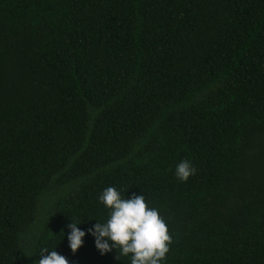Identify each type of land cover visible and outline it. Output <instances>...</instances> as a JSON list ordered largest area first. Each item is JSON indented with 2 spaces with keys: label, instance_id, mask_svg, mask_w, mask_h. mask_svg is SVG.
<instances>
[{
  "label": "trees",
  "instance_id": "16d2710c",
  "mask_svg": "<svg viewBox=\"0 0 264 264\" xmlns=\"http://www.w3.org/2000/svg\"><path fill=\"white\" fill-rule=\"evenodd\" d=\"M109 185L162 264H264V0H0V264H129L87 232Z\"/></svg>",
  "mask_w": 264,
  "mask_h": 264
},
{
  "label": "clouds",
  "instance_id": "9594fccd",
  "mask_svg": "<svg viewBox=\"0 0 264 264\" xmlns=\"http://www.w3.org/2000/svg\"><path fill=\"white\" fill-rule=\"evenodd\" d=\"M195 171L189 160L182 159L176 163L174 175L183 182ZM97 198L108 210L107 217L104 222L96 220L87 232L94 237V245L100 254L115 249L117 258L127 257L129 264H162L170 236L158 210L146 205L145 196L141 193L126 197L109 185ZM80 223L71 219L67 225L68 247L73 253L83 244L85 236V231L77 227ZM36 264H69V261L55 249L41 248Z\"/></svg>",
  "mask_w": 264,
  "mask_h": 264
}]
</instances>
